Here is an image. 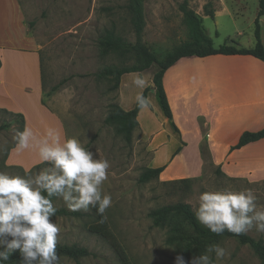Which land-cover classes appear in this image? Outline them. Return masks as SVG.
Segmentation results:
<instances>
[{
  "label": "rangeland",
  "instance_id": "rangeland-1",
  "mask_svg": "<svg viewBox=\"0 0 264 264\" xmlns=\"http://www.w3.org/2000/svg\"><path fill=\"white\" fill-rule=\"evenodd\" d=\"M138 1L143 23L140 33L131 23L129 0H20L28 32L39 45L44 93L60 80L67 79L51 96L44 95V100L62 118L68 138H76L85 149L93 152L94 159H105L110 165L108 177L101 185L102 193L112 199L105 213L99 214L96 207L90 206L88 211H80L94 212L97 218L92 215L50 218L60 229L57 243L82 245L91 252L78 260L58 256V264H174L172 257L177 244L167 240L168 225L153 224L151 210L176 202L189 203L194 210L202 192L220 190L251 189L257 204L264 205V180L225 176L220 168L212 165L204 146L205 163L198 176L187 177L196 171L185 167L182 161L169 162L173 152L166 161L168 152L177 143V137L171 132L166 134V146L155 160L168 164L164 174L146 182L138 180L145 168L158 166L151 165L154 153L138 127L132 131L130 141H126L116 132L114 123H104L109 104H119L118 88H112L113 77L96 76L106 66H130L134 59L128 53L102 55L99 37L105 29H111L128 42L144 43L161 57L187 38L180 3L186 1L201 16L204 6L208 4L215 9L217 0ZM224 1V14L203 19L214 45L253 44L258 0ZM31 20L35 24L29 27ZM260 25L264 42V20ZM151 72L149 68L145 75ZM11 119L7 113L0 112V122ZM17 130L18 123L13 120L8 130L0 132V172L29 178L50 168L49 164L35 167L39 164L38 156L30 168L8 163V148ZM191 155L186 153L185 156ZM53 205L68 208L58 197ZM247 234L264 241V233L255 229ZM216 244L226 249L230 257L216 260L213 255V264H262L248 244H241L235 238H223ZM3 250L0 246V251ZM191 259H185V264H190Z\"/></svg>",
  "mask_w": 264,
  "mask_h": 264
},
{
  "label": "crops",
  "instance_id": "crops-1",
  "mask_svg": "<svg viewBox=\"0 0 264 264\" xmlns=\"http://www.w3.org/2000/svg\"><path fill=\"white\" fill-rule=\"evenodd\" d=\"M225 10L226 1L217 0L214 17L224 14ZM201 17L203 20L210 16L203 13ZM263 20L264 16L260 22ZM25 23L20 0H0V108L22 113L24 129L32 130L34 136L28 149L18 152L13 147L7 161L30 168L36 163L38 142L47 128H55L61 142L68 136L62 118L44 100L39 45ZM254 44L255 40L249 46L240 47L250 48ZM149 68L152 72L145 75ZM149 68L121 75L118 102L123 109H132L141 91L132 83L136 75L150 85L158 66L153 63ZM163 86L178 131L164 115L153 89L147 93L149 108L140 109L137 115V129L142 131L154 153L151 165H165L160 178L168 164L155 160L166 146V134L171 132L177 137V143L168 152L166 161L180 147L178 153H172L169 162L178 160L185 167L194 168L196 173L187 177L201 174L204 146L212 165L219 167L225 176L264 180V138L230 150L244 131H256L264 126L263 61L242 54L182 57L164 72ZM186 153L192 155L185 156Z\"/></svg>",
  "mask_w": 264,
  "mask_h": 264
},
{
  "label": "clouds",
  "instance_id": "clouds-1",
  "mask_svg": "<svg viewBox=\"0 0 264 264\" xmlns=\"http://www.w3.org/2000/svg\"><path fill=\"white\" fill-rule=\"evenodd\" d=\"M132 83L141 91L135 101L140 109H147L150 100L143 95L149 83L136 75ZM33 131L24 129L14 136L16 150L22 152L30 146ZM38 159L50 168L25 178L0 172V264L18 251V264H58L57 236L60 229L51 217L56 215L52 197L61 198L72 211H88L96 207L105 213L112 199L103 194L101 185L108 177L109 162L94 159L91 150L85 149L76 138L61 142L55 128H47L38 142ZM199 224L213 234L229 232L242 235L253 229L264 233V205L257 204L251 189L242 191L220 190L202 192L194 208ZM216 260L230 257V253L218 244H210L203 254L194 255L190 264H213ZM174 264H185L183 255L177 254Z\"/></svg>",
  "mask_w": 264,
  "mask_h": 264
},
{
  "label": "trees",
  "instance_id": "trees-1",
  "mask_svg": "<svg viewBox=\"0 0 264 264\" xmlns=\"http://www.w3.org/2000/svg\"><path fill=\"white\" fill-rule=\"evenodd\" d=\"M258 12L254 20V38L255 44L253 47L246 48L240 47L233 43H224L218 46H214L211 37L207 34L205 26L203 25L202 17L196 13L194 9L189 7L186 1L180 3L179 8L183 13V19L187 27V38L185 41L174 46L170 51L163 54L161 57L157 56L147 45L141 42L131 43L124 40L121 36L116 35L111 29H105L100 35L98 45L100 53L102 55L115 52L119 54H131L134 59V63L130 66L115 67L106 66L102 70L96 73L97 77H113L114 84L112 88H118L120 83V77L127 72H140L149 68L153 63L157 64L158 69L154 73L151 84L149 87L143 89V95L147 97V93L150 89H153L158 102L160 103L164 115L170 119L174 128L178 131L177 126L173 121V114L168 98L163 86L164 72L172 66L178 59L187 56L205 57L213 54H242L251 55L264 62V43L261 38V25L260 18L264 16V0H258ZM130 13V20L137 33H140L143 27L142 23V10L138 0H129L127 5ZM204 14L214 17V9L209 8V5L204 6ZM35 24L34 20L29 21V27ZM1 65V60H0ZM67 79L64 78L58 83L54 84L49 91L45 92V96H49L52 92L56 91L62 86ZM43 86V79H42ZM44 90V89H43ZM140 108L135 102V105L130 110L123 109L118 103L109 104L108 113L104 118V123H114L115 129L118 134L123 135L126 141H130L132 131L138 127L137 115ZM0 112H5L13 119L3 120L0 122V132L8 130L13 125V120L18 123V130L23 131L25 125L24 115L20 112H13L5 108H0ZM264 138V126L256 131H244L238 141L231 146V149L240 148L249 142H253ZM16 146L15 140L10 144V149ZM180 147H178L173 155L178 153ZM47 164V163H45ZM44 164H37L35 167H39ZM165 168V165L158 167H147L139 175L138 180L140 182H146L152 178L158 177ZM219 168V167H218ZM219 171V169H217ZM52 202L57 197H52ZM56 207V217H82L86 215H92L97 218L94 212H82L72 211L66 207ZM149 215L153 219L154 225H168L169 236L168 242L176 243L177 248L173 254V261L177 254H181L184 260L193 257L194 255L203 254L205 249L210 244H216L223 238H235L241 244H248L254 253L259 257L261 263L264 264V241L262 238H254L245 233L242 235H234L229 232H224L221 235L213 234L209 229L202 226L197 222L194 216V210L189 203L176 202L173 204L162 205L150 211ZM183 222V224L181 223ZM187 226V228L185 227ZM58 256H66L68 258L78 260L91 255V252L82 245L78 244H66L57 243L56 246ZM20 260L19 252L14 251L9 256V260L3 261V264H18Z\"/></svg>",
  "mask_w": 264,
  "mask_h": 264
},
{
  "label": "water",
  "instance_id": "water-1",
  "mask_svg": "<svg viewBox=\"0 0 264 264\" xmlns=\"http://www.w3.org/2000/svg\"><path fill=\"white\" fill-rule=\"evenodd\" d=\"M150 85L152 86V84L150 83Z\"/></svg>",
  "mask_w": 264,
  "mask_h": 264
}]
</instances>
